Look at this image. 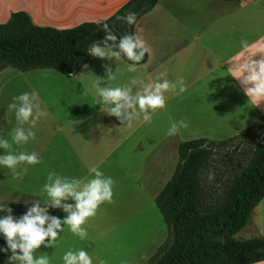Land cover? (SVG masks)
Listing matches in <instances>:
<instances>
[{
  "label": "crops",
  "instance_id": "0c3cea01",
  "mask_svg": "<svg viewBox=\"0 0 264 264\" xmlns=\"http://www.w3.org/2000/svg\"><path fill=\"white\" fill-rule=\"evenodd\" d=\"M128 1L0 0V24L6 23L11 14L24 12L37 26L69 29L84 22L102 23ZM133 34L142 38L150 49L147 60L138 64L136 71H130L131 64L121 58L109 61L90 56L77 74L59 78L77 86V89L59 88L62 96L71 100L58 102L55 99L59 98L58 90L47 104L38 95L41 110L47 115L40 117L41 123L36 122L32 128L37 140L40 138L39 144L32 141L33 152L42 158L40 169L46 176L54 172L84 180L94 175L89 171L92 167L99 170L105 167L104 175L108 167H127L126 175L136 174L138 180L147 182L145 177L161 173L167 180L157 183L161 186L152 196L154 201L175 171L181 143L198 139L223 142L239 136L264 117V102L257 105L249 100L233 77L235 74L229 71L231 63L241 56L242 39L253 45L248 50L255 55L253 59L261 58L257 53L264 50L261 47L264 46V0H157L155 7L139 18ZM106 64L111 65L114 80L107 79L103 67ZM48 70L22 72L20 77L25 82L30 78L33 82H43L58 77L57 74L61 76ZM160 73H166V78L173 82L184 77L186 91L165 93L166 107L157 110L150 123L141 117L131 127L106 114L109 105L99 102L93 87L97 77L101 79V87H115L129 84L134 77L151 83ZM132 87L135 92L140 85ZM27 88L31 93L28 83ZM37 89L45 91V88ZM181 119L189 127L175 136L166 135L171 123ZM25 197L16 203L32 204L34 199H44L41 189H34ZM121 208L119 205L118 209ZM66 215L55 209V217L63 220ZM246 228L254 229V233L258 229L264 231V198L242 230ZM161 239L148 244L144 257L160 245Z\"/></svg>",
  "mask_w": 264,
  "mask_h": 264
},
{
  "label": "trees",
  "instance_id": "16d2710c",
  "mask_svg": "<svg viewBox=\"0 0 264 264\" xmlns=\"http://www.w3.org/2000/svg\"><path fill=\"white\" fill-rule=\"evenodd\" d=\"M156 4L157 0H129L102 23L84 22L63 30L37 26L26 13H13L6 23L0 24V72L8 67L21 72L49 69L71 77L89 61L87 50L92 42L104 40L105 23L118 38L133 34L139 18ZM130 11L136 13V23L129 25L117 19ZM121 59L132 64L124 57ZM146 60L147 53L139 64ZM223 143L198 139L178 146L175 171L154 200L168 238L145 264H254L264 260V235L234 239L264 198V124L247 164L234 175L220 202L206 210L201 204L202 171ZM32 206L8 204L17 218ZM48 214L54 216L55 209L50 208ZM5 245L0 234V248Z\"/></svg>",
  "mask_w": 264,
  "mask_h": 264
},
{
  "label": "clouds",
  "instance_id": "9594fccd",
  "mask_svg": "<svg viewBox=\"0 0 264 264\" xmlns=\"http://www.w3.org/2000/svg\"><path fill=\"white\" fill-rule=\"evenodd\" d=\"M118 20L131 25L136 23V13L128 12L124 16L117 17ZM105 38L103 41H93L87 53L90 56L102 59L113 60L121 57L131 61L130 71H136L137 65L149 52L146 42L137 35L125 34L119 38L108 24L103 25ZM242 49L241 56L229 71L240 82L242 90L249 100L257 102L259 105L264 102V50L260 54L259 60H254L255 55L249 54V49L253 47L246 39L240 41ZM264 49V46H261ZM256 54V55H257ZM105 75L108 80H114L110 64L103 65ZM166 73H160L154 82L144 83L138 77L130 80L124 86H104L101 87L97 77L93 87L99 98V102L109 105L106 114L115 117L121 124L131 127L133 123L142 117L143 121L150 123L153 114L166 107L167 98L165 93H183L187 89L184 77H179L176 81L166 78ZM134 85H140L139 89L133 91ZM7 113H14L19 126L13 127L9 132L11 142L7 137H0V149L5 153L0 155V166L11 170L13 178H19L21 172L18 171L22 164L36 165L42 162V158L36 152L13 151V143L16 145L27 144L34 140L36 133L32 130L36 122L47 113L41 110L38 93L24 92L13 97V101L7 106ZM30 125L27 129L23 126ZM189 124L181 119L171 123L166 135L175 136L181 129H187ZM206 147V146H204ZM27 169H24L26 171ZM91 178L84 180L62 176L58 173L50 172L47 182L41 189V196L44 199H34L33 204L26 214L19 218L15 217L13 210L8 204L0 203V234L6 240L7 248L0 251L10 250L8 264H50V257L43 253L36 255L37 250L43 245L51 248L57 242L59 234L67 226L72 234L80 239L87 238V229L84 225L92 217H95L99 207L104 203H112L114 196L115 181L110 176H105L97 167L90 168ZM215 174L209 172L208 179L213 180ZM74 201V204L67 201ZM26 204L29 201L25 202ZM61 209L65 212L66 218L61 220L58 217L48 214L49 209ZM64 264H93L92 257L84 250H70L63 255ZM99 264H106L100 260ZM254 264H264V260H257Z\"/></svg>",
  "mask_w": 264,
  "mask_h": 264
},
{
  "label": "rangeland",
  "instance_id": "374dc122",
  "mask_svg": "<svg viewBox=\"0 0 264 264\" xmlns=\"http://www.w3.org/2000/svg\"><path fill=\"white\" fill-rule=\"evenodd\" d=\"M48 71L55 75V72ZM15 73H18V75ZM21 73V71L11 67L0 72V137H7L10 142L9 132L19 124L14 113H7V116H5L7 106L13 101V97L24 92H30L27 83L32 89L31 91H36L39 97L45 101V104L54 99L53 92L56 90L59 91L57 95L59 98H55L58 102L65 103L71 100L68 98L69 96H62L63 94L59 90L61 87L77 89L76 85L73 86V82L66 83L60 80L59 78L63 77L62 75L57 74L58 77L43 82H33L31 78L28 82H25L24 78L20 77ZM37 88H45V91ZM40 121L41 118L37 121V124L41 123ZM263 124L264 122L260 120L239 136L223 141V145L216 148L212 159L203 169L201 176V204L204 209L211 210L220 202L223 192L234 175L247 164L253 143L257 134L262 131ZM23 126L26 129L28 128V124ZM37 138L35 136L34 140H37ZM34 140L22 145L13 143V151L16 153L21 151L33 152L35 144L32 141ZM39 142L40 138L35 141L37 144ZM4 153L5 150L0 149V155ZM41 164L42 162L31 167L28 164H22L18 169L21 175L15 179L11 170L0 166V203L17 204V201L23 200H20L21 197L26 198L28 192L34 189H42L47 182V176L40 169ZM24 169L27 170L24 171ZM103 169L105 167L101 168L100 171L104 173L105 170ZM106 170L105 176H110L115 181L113 202L102 204L96 216L90 218L89 222L84 225L88 233L87 238L80 239L79 236L72 234L65 226L64 231L59 234L57 242L51 248L41 245L36 252L37 256L46 253L50 257V264H64L63 255L67 251L82 249L92 257L93 264H99L100 260L106 261V264H145L158 248L167 241L166 225L152 199V196L158 192L159 186H161L157 183L161 184L166 176L161 173L159 176L156 173L150 178L149 176L145 177L148 181L143 182L138 180L136 174H134L135 177L134 175H126L127 167H108ZM210 171L215 174L213 180L208 179ZM119 205H122L121 209H118ZM120 210L122 213L119 212ZM257 233L263 236L264 231L258 229L254 233V229L246 228L239 231L234 239L238 241L246 240L250 236H256ZM160 239V245L144 257L143 254L144 252L147 253L146 247L148 244ZM6 248L7 244L0 249ZM10 256V250L8 252L0 251V264H8Z\"/></svg>",
  "mask_w": 264,
  "mask_h": 264
}]
</instances>
